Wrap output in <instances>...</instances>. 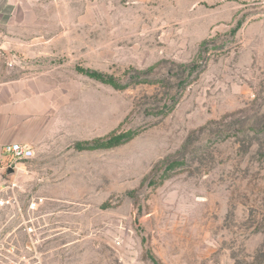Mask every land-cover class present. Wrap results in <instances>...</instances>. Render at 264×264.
Segmentation results:
<instances>
[{
	"label": "rangeland",
	"instance_id": "rangeland-1",
	"mask_svg": "<svg viewBox=\"0 0 264 264\" xmlns=\"http://www.w3.org/2000/svg\"><path fill=\"white\" fill-rule=\"evenodd\" d=\"M0 264H264V0H0Z\"/></svg>",
	"mask_w": 264,
	"mask_h": 264
},
{
	"label": "trees",
	"instance_id": "trees-1",
	"mask_svg": "<svg viewBox=\"0 0 264 264\" xmlns=\"http://www.w3.org/2000/svg\"><path fill=\"white\" fill-rule=\"evenodd\" d=\"M194 69H196V67H194L193 70ZM82 72L84 74H86L88 77H90L91 79L99 81V82H101L103 84L110 85V86H112V87H114L116 89H124L125 88L124 86L118 85L115 82V80H113V78H111V77H109V76H107L105 74H102V73H99V72H96V71H82ZM136 79H138V78L136 77ZM135 83H137V84L148 83V81H140V79H138ZM138 134L139 133L136 132V131H129V132L120 133V134L115 133L114 135L110 136L109 138H107L105 140H98V141L94 142L93 144L88 143V144H85V145H80V146H78V148H79V150H95V149L116 148V147L122 146V145L130 142ZM175 166L176 165L174 163H172L169 166H167L166 175L170 171L174 170Z\"/></svg>",
	"mask_w": 264,
	"mask_h": 264
},
{
	"label": "built area",
	"instance_id": "built-area-1",
	"mask_svg": "<svg viewBox=\"0 0 264 264\" xmlns=\"http://www.w3.org/2000/svg\"><path fill=\"white\" fill-rule=\"evenodd\" d=\"M5 152L12 156L16 163L22 160L31 159L34 156L33 150L28 145H22L19 143L8 145L5 148ZM35 206L36 205H33L32 208H35Z\"/></svg>",
	"mask_w": 264,
	"mask_h": 264
},
{
	"label": "water",
	"instance_id": "water-1",
	"mask_svg": "<svg viewBox=\"0 0 264 264\" xmlns=\"http://www.w3.org/2000/svg\"><path fill=\"white\" fill-rule=\"evenodd\" d=\"M9 173H10V174L14 173V170H11Z\"/></svg>",
	"mask_w": 264,
	"mask_h": 264
}]
</instances>
